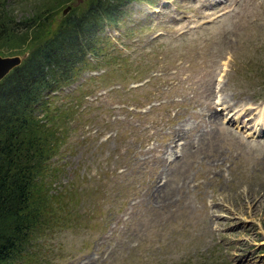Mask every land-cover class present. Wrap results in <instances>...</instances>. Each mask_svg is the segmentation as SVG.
Wrapping results in <instances>:
<instances>
[{"label":"rangeland","instance_id":"rangeland-1","mask_svg":"<svg viewBox=\"0 0 264 264\" xmlns=\"http://www.w3.org/2000/svg\"><path fill=\"white\" fill-rule=\"evenodd\" d=\"M5 1L17 18L54 3ZM124 8L110 62L49 95L69 116L49 178L71 216L19 264H264V0ZM177 130L191 139L171 146Z\"/></svg>","mask_w":264,"mask_h":264},{"label":"trees","instance_id":"trees-1","mask_svg":"<svg viewBox=\"0 0 264 264\" xmlns=\"http://www.w3.org/2000/svg\"><path fill=\"white\" fill-rule=\"evenodd\" d=\"M67 1L53 0L17 18L0 0V53L28 50L0 80V264L23 262L35 241L70 219L64 189L54 192L49 178L50 160L68 135L51 122L69 116L66 109L49 112V95L93 60L110 62V38L103 34L120 24L133 0H89L55 24L54 9Z\"/></svg>","mask_w":264,"mask_h":264},{"label":"water","instance_id":"water-1","mask_svg":"<svg viewBox=\"0 0 264 264\" xmlns=\"http://www.w3.org/2000/svg\"><path fill=\"white\" fill-rule=\"evenodd\" d=\"M68 8L65 9V12ZM24 56L18 53L3 55L0 53V80L4 78L12 69L23 61Z\"/></svg>","mask_w":264,"mask_h":264},{"label":"bare ground","instance_id":"bare-ground-1","mask_svg":"<svg viewBox=\"0 0 264 264\" xmlns=\"http://www.w3.org/2000/svg\"><path fill=\"white\" fill-rule=\"evenodd\" d=\"M214 113H215V111H213ZM209 113V112H208ZM253 113V112H252ZM212 115V114H211ZM213 118H214V116H213ZM208 119V118H207ZM216 119V118H215ZM222 119V118H221ZM217 121V120H216ZM209 123V122H208ZM225 127H226V125H225ZM230 127V126H229ZM181 128V126L179 127V128H177L178 130ZM263 128V127H262ZM177 130V132L179 133V137L178 136H174V137H172V138H170V144H171V146H173L174 144L175 145H177L178 143H179V140H183V138H181V137H184L183 135H181L180 134V132ZM194 136V135H193ZM184 139H186V140H190L191 138H189V137H184ZM196 139V138H195ZM185 142V141H184ZM178 146V145H177ZM187 146V145H186ZM166 149V148H165ZM167 149H169V146L167 147ZM171 149V148H170ZM172 151V150H171ZM169 153H171V152H169ZM166 154V153H165ZM166 157H165V155L163 156V159H165ZM160 159V158H159ZM164 163H165V161H164ZM165 165V164H164ZM165 167V166H164ZM172 169V168H171ZM171 169H168V170H170L171 171ZM169 171V172H170ZM163 172V171H162ZM165 172V171H164ZM159 190V189H158ZM162 190V189H161ZM164 190V189H163ZM161 193V192H160ZM157 196H159V195H157Z\"/></svg>","mask_w":264,"mask_h":264}]
</instances>
